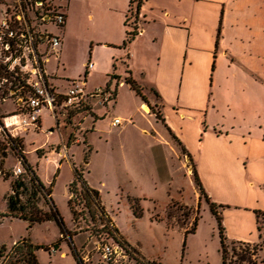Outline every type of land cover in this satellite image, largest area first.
<instances>
[{
    "label": "rangeland",
    "instance_id": "rangeland-1",
    "mask_svg": "<svg viewBox=\"0 0 264 264\" xmlns=\"http://www.w3.org/2000/svg\"><path fill=\"white\" fill-rule=\"evenodd\" d=\"M120 1L69 0L68 17L72 24L68 33L64 30L61 33V46L64 43L61 58L59 54L51 57L48 68L60 67L70 73L80 70L81 64L89 60L90 42L97 39L96 18L106 12L108 5H117ZM136 4L137 0H133L127 12L129 30L138 27ZM53 31L58 32L55 28ZM122 63L126 64V61ZM127 70V65L121 68L125 77ZM224 73L215 81L210 96L220 108L207 116L205 130L231 133L233 140L248 138L253 156L249 154L247 164L255 167L261 160L256 155H264V82L240 78L239 71L235 76ZM116 80L115 77L111 79L108 89L102 88L110 90L108 98L105 95L89 96L81 107H56L55 120L48 110H42V131L19 132L22 154L42 184L51 188L53 204L68 233L61 235L53 220L34 223L28 228L27 222L21 219L3 217L0 245L10 247L17 240L28 237L34 244L51 248V244L60 239L57 251L36 252L40 264H77L72 251L83 264H107L100 256L99 248L103 244H111L117 251L108 264H222L217 220L209 202L217 205L215 211L221 216L229 246L233 240H256L254 210L259 209L252 211L254 217L238 209L244 203H252L256 196V190L252 191L245 184L250 181L248 174L233 171L230 185L227 180L218 183L213 180L212 165L201 158L194 160L198 174L200 171L205 179L207 199L194 181L193 161L181 152L160 119L149 115L152 112L161 117L159 97L151 94L154 104L147 105V112L141 108L142 111L139 96L128 86L118 88L115 100ZM12 108V102L8 101L0 106V111ZM96 108L105 113L92 132L94 124L85 120L95 121L93 110ZM114 115L129 118L123 120V127H112L110 121ZM143 128L147 135L142 132ZM48 130L49 137L46 135ZM47 140L58 143L50 144ZM64 145L68 149L67 156L62 157L64 161L56 172L43 157L52 150L61 151ZM71 145L74 146L69 151ZM5 151L3 170L9 176L6 179L0 177V213L6 212L5 198L10 193L12 180L17 177L15 168L23 169L17 162L18 154L11 149ZM55 152L53 154L58 157ZM69 160L75 163L74 169L81 180L75 181L68 195L70 181L75 179ZM234 166L223 163L220 167L235 170ZM84 178L91 187L102 192L103 200L99 192L98 195L86 192ZM261 191L264 193L263 189ZM224 204L228 207H218ZM48 205L47 199L41 197L38 206L46 212ZM261 223L264 234V219ZM258 255L264 258V243Z\"/></svg>",
    "mask_w": 264,
    "mask_h": 264
},
{
    "label": "crops",
    "instance_id": "crops-1",
    "mask_svg": "<svg viewBox=\"0 0 264 264\" xmlns=\"http://www.w3.org/2000/svg\"><path fill=\"white\" fill-rule=\"evenodd\" d=\"M69 9L68 0L64 33H68L72 24L68 17ZM128 9L129 0H121L117 5H108L106 12L96 18L98 35L95 41L90 42L87 63L84 61L81 69L74 73L61 70L60 67L50 69L47 66V71L53 77L52 82L64 90L68 87V81L84 77L85 88L91 92L96 88H104L109 76L117 74L119 79L115 87L116 100L118 88L129 87L124 82L125 72H121V68L124 69L127 65L133 79L143 87L142 94L146 101L139 97V109L142 110L141 105L154 104L151 94L156 92L163 119V122L160 120L161 124L168 134L167 128L180 140L193 164L195 165L196 159L206 160L212 165L213 180L218 183L227 180L230 185L229 178L234 175L233 171L248 174L250 181L245 184L252 191L256 190V196L252 203H244L245 205L238 206V209L249 213L251 217H254V209L264 211V193L261 191L264 190V155L257 154L256 157L261 160L257 166L252 167L247 164L248 157L253 156L251 141L248 138L236 137L233 140L231 133L223 134L215 129L205 130L207 116L220 108L214 99L210 100V96L215 81L222 78L224 72H227L228 76H235V72L239 71L240 78L264 82V0H142L136 33L128 46L123 47L126 31L129 30L126 23ZM90 19L94 20L93 14ZM63 48L64 43L59 51L60 58ZM60 60L63 66L62 59ZM122 61H126V64ZM89 62L92 63L90 69L87 68ZM132 92L138 96L133 90ZM93 111L96 115L95 121L88 118L85 120L94 124L92 132L97 129L105 113L98 112L97 108ZM149 115L156 119L154 113ZM115 117L122 120L129 118L114 115L110 125ZM120 126L123 127L122 124ZM144 130L145 128L142 132L145 134ZM35 131H42L41 118L39 129ZM49 132L48 130L47 137L50 136ZM58 134L60 141V133ZM72 146L74 145L69 147V151ZM62 150H52L47 153L46 158L43 157L56 172L64 161L62 157L66 158L61 154ZM69 163L74 173L75 163L72 160H69ZM223 163L232 167L235 165V170L221 168ZM197 175L201 176L199 180L206 190L203 175L200 171ZM84 181L88 187L95 189L85 178ZM97 191L103 200L102 192ZM255 234L257 239L250 242H257V228Z\"/></svg>",
    "mask_w": 264,
    "mask_h": 264
},
{
    "label": "built area",
    "instance_id": "built-area-1",
    "mask_svg": "<svg viewBox=\"0 0 264 264\" xmlns=\"http://www.w3.org/2000/svg\"><path fill=\"white\" fill-rule=\"evenodd\" d=\"M67 6L68 0H0V106L8 101L16 105L0 111V144L18 154L19 164V152L23 153L19 132L39 129L42 110L55 120L56 107H81L89 96H111L102 88L87 91L84 77L68 81L64 90L52 82L47 64L58 57ZM91 67L89 62L87 68ZM122 121L115 117L111 125L120 126ZM62 153L67 156L66 146ZM21 173L20 167L15 168L14 175ZM99 249L107 264L117 252L111 244Z\"/></svg>",
    "mask_w": 264,
    "mask_h": 264
},
{
    "label": "trees",
    "instance_id": "trees-1",
    "mask_svg": "<svg viewBox=\"0 0 264 264\" xmlns=\"http://www.w3.org/2000/svg\"><path fill=\"white\" fill-rule=\"evenodd\" d=\"M133 0H129V9H131V4ZM142 4V0H137L135 12L138 14L140 7ZM127 11V12H128ZM127 19V17H126ZM65 25V24H64ZM64 26H62L61 31ZM135 28L133 30H127L125 39L123 40L122 46L126 47L131 42L135 35ZM219 37V32L217 35V39ZM217 44V40H216ZM214 67V64H212ZM128 76L124 78V82L129 85L130 89H132L144 102L146 101L145 97L142 94V87L133 79L129 70H127ZM116 80V85H118V76H109V80L105 86L108 89V86L111 84V79L114 78ZM110 92V90H108ZM156 96L158 94L153 92ZM111 94V92H110ZM12 106L16 108V105L12 103ZM11 109V110H12ZM156 119H161L160 114L154 113ZM171 138L176 142L179 146L182 153H184L189 160L192 162L190 155L186 152L185 148L181 144L180 140L174 136L171 131L167 128ZM5 146L0 144V177L6 179L9 175L3 170V157L5 156ZM20 155V165L22 166V173L17 175L15 179L12 180L10 184V193L5 198L6 204V212L0 213V221L3 217H12L21 219L28 224V228H30L34 223H42L45 221H55L59 228L60 234H67L68 231L64 227V223L62 222L61 217L58 214L57 209L55 208L51 194V188H46L38 176L35 174L32 166L28 163L24 155L19 152ZM193 177L194 181L199 187L200 193L208 199L209 197L205 194L204 188L199 180L197 175V171L195 166H193ZM74 180L70 182L68 191L71 192L72 185L75 184V181L81 180V176L79 172L74 169ZM52 184V183H51ZM85 190L87 193H94L98 195V191L92 188H89L85 185ZM44 200L47 199L49 202L48 211L44 212L39 206L38 202L40 198ZM133 199V198H132ZM135 200V199H134ZM71 199L68 200V205L70 206ZM210 210L215 216L218 225V233L220 238V256L222 264H264V258H259L258 252L262 250L264 243V234H262L263 225L261 220L264 219V211L254 210V213L257 217V231H258V239L260 242H247L242 240H233L231 241V246L227 244V238L224 235V228L221 225V216L218 212L215 211L216 204L214 202H209ZM218 207H228L227 205L222 206L218 205ZM71 209V206H70ZM72 210V209H71ZM60 239L56 240L53 244H51V248L46 245L34 244L28 237H23L13 243L10 247H6L4 244L0 245V264H40L36 252L38 250H44L48 253L52 251H57L59 249ZM237 250V251H236ZM73 256L77 264H83L80 258L72 251ZM231 252V253H230ZM235 257V258H234Z\"/></svg>",
    "mask_w": 264,
    "mask_h": 264
},
{
    "label": "bare ground",
    "instance_id": "bare-ground-1",
    "mask_svg": "<svg viewBox=\"0 0 264 264\" xmlns=\"http://www.w3.org/2000/svg\"><path fill=\"white\" fill-rule=\"evenodd\" d=\"M142 107V109L145 111V112H147L148 111V108H147V106L146 105H141Z\"/></svg>",
    "mask_w": 264,
    "mask_h": 264
}]
</instances>
